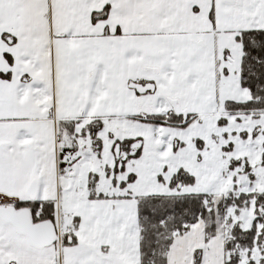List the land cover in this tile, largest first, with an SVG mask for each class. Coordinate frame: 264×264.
I'll return each mask as SVG.
<instances>
[{
	"label": "snow or ice",
	"instance_id": "obj_1",
	"mask_svg": "<svg viewBox=\"0 0 264 264\" xmlns=\"http://www.w3.org/2000/svg\"><path fill=\"white\" fill-rule=\"evenodd\" d=\"M0 264H264V0H0Z\"/></svg>",
	"mask_w": 264,
	"mask_h": 264
}]
</instances>
